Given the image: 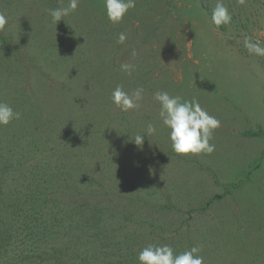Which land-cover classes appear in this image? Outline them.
Returning <instances> with one entry per match:
<instances>
[{
  "label": "rangeland",
  "instance_id": "374dc122",
  "mask_svg": "<svg viewBox=\"0 0 264 264\" xmlns=\"http://www.w3.org/2000/svg\"><path fill=\"white\" fill-rule=\"evenodd\" d=\"M68 2L0 0V101L21 113L0 125V210L16 196L28 210L50 199L37 246L67 264H139L150 243L177 253L203 245L204 264H264V57L244 48L246 36L264 42V0H223L232 22L219 28L217 0H137L118 24L103 0H80L54 25L46 9ZM118 84L144 88L139 108L112 103ZM157 90L195 97L220 121L212 154L173 151ZM44 160L55 174L42 183L32 170Z\"/></svg>",
  "mask_w": 264,
  "mask_h": 264
},
{
  "label": "clouds",
  "instance_id": "9594fccd",
  "mask_svg": "<svg viewBox=\"0 0 264 264\" xmlns=\"http://www.w3.org/2000/svg\"><path fill=\"white\" fill-rule=\"evenodd\" d=\"M107 18L113 24L121 23L130 9L136 7L137 0H103ZM241 4L245 0H239ZM80 0H69L66 7L48 8L47 14L51 17L52 23L57 25L59 21L76 12ZM211 22L219 28L230 25L232 13L223 0H217L211 12ZM8 18L4 12H0V30H4ZM128 39L125 32L118 36L117 43L124 44ZM244 48L250 55L264 57V42L254 40L251 37L244 38ZM137 52L133 50L132 56L136 57ZM120 70L131 76L135 70L134 63H122ZM144 99V88L137 87L131 93L126 91L123 85H116L111 93L112 103L122 112H128L140 107ZM153 99L159 104V118L162 124L169 129V139L172 149L177 154H212L216 145L210 143L213 140L214 131L220 127V121L210 115L207 110L201 107L199 101L184 99L180 95H172L168 91L157 90ZM21 113L13 109L11 105L0 101V125L6 126L13 120H19ZM157 131L154 124H148L145 133L153 135ZM136 134L131 139L137 146L144 143V134ZM203 245L193 246L183 252L177 253L171 244L150 243L142 248L137 254L139 264H204V257L200 255Z\"/></svg>",
  "mask_w": 264,
  "mask_h": 264
},
{
  "label": "trees",
  "instance_id": "16d2710c",
  "mask_svg": "<svg viewBox=\"0 0 264 264\" xmlns=\"http://www.w3.org/2000/svg\"><path fill=\"white\" fill-rule=\"evenodd\" d=\"M25 132L26 131H24V134ZM253 135L255 134L253 133ZM45 163V160L43 163H37L35 170H32L33 176L42 181V183H45L48 176L52 177L55 174L53 169H50L47 166L45 167ZM42 166L45 168H42ZM15 198L16 199L13 201L14 205L12 202L8 203L7 207L3 208V211L0 210V256L5 257V254L9 249H12L13 251L23 249L27 252L30 251L32 254L28 253L23 255V258L19 261H17V257H15L14 260L0 257V264H67L62 258H52L53 256L47 258L45 256V251L37 246L39 239L43 240L45 236L47 238V235L44 234L46 233L45 229L48 226V221L45 219V215L47 214L46 209L48 208L50 199H43L38 208L36 205H33V202H30L31 209L28 210L17 202V199L19 198L18 196ZM75 215L76 214L71 216L70 221H76L75 226L77 227V230L80 231V233H85L86 230L84 229V226L86 225L84 223L83 225L81 224L83 222L81 220V215H77V217ZM42 224H45L46 228L43 226V230L40 231V226H42ZM94 228L96 231H93L94 229H92V235L95 238H99V235H103V239L106 240V231L99 230V226L97 225H94ZM23 234L24 236H27L25 238L21 237ZM39 251L43 252L39 253ZM104 255L107 256L106 254ZM128 262H130V260H127L125 257L124 259L123 257L119 258V264H129ZM72 264H75V260H72Z\"/></svg>",
  "mask_w": 264,
  "mask_h": 264
}]
</instances>
